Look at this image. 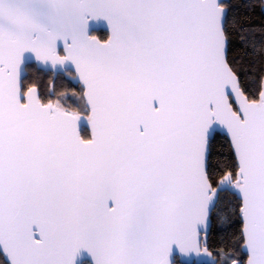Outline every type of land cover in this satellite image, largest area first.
<instances>
[{"label":"snow or ice","instance_id":"snow-or-ice-1","mask_svg":"<svg viewBox=\"0 0 264 264\" xmlns=\"http://www.w3.org/2000/svg\"><path fill=\"white\" fill-rule=\"evenodd\" d=\"M257 11L0 0V264H264Z\"/></svg>","mask_w":264,"mask_h":264},{"label":"trees","instance_id":"trees-1","mask_svg":"<svg viewBox=\"0 0 264 264\" xmlns=\"http://www.w3.org/2000/svg\"><path fill=\"white\" fill-rule=\"evenodd\" d=\"M233 3L234 4H237V5H240L243 3V0H233ZM243 9H241L242 11ZM255 22H260L262 20H264V16H261L260 13L257 11L252 17H251ZM237 55H241V53L237 52ZM243 63H246V59L242 61ZM65 85L68 86V87H77L76 85H74L71 81H64ZM215 150L216 151H223L224 148H223V145L222 143H218L216 146H215ZM217 225L215 222H213L212 224V227H211V233L209 235V244L210 245H215L219 236H218V233H217ZM212 250V248L210 247V251ZM184 264V263H182Z\"/></svg>","mask_w":264,"mask_h":264},{"label":"water","instance_id":"water-1","mask_svg":"<svg viewBox=\"0 0 264 264\" xmlns=\"http://www.w3.org/2000/svg\"><path fill=\"white\" fill-rule=\"evenodd\" d=\"M72 83L74 85H76L74 82H72ZM212 224H211V227H212ZM211 227H210V230H209V233H208V238H209V235L211 233ZM204 259L205 258H197L195 255H193L191 258H185V257L181 258L182 263H184V264H204Z\"/></svg>","mask_w":264,"mask_h":264},{"label":"flooded vegetation","instance_id":"flooded-vegetation-1","mask_svg":"<svg viewBox=\"0 0 264 264\" xmlns=\"http://www.w3.org/2000/svg\"><path fill=\"white\" fill-rule=\"evenodd\" d=\"M78 86V85H77Z\"/></svg>","mask_w":264,"mask_h":264}]
</instances>
